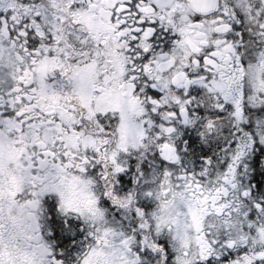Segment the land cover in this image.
Listing matches in <instances>:
<instances>
[{
    "label": "snow or ice",
    "instance_id": "6c2138e0",
    "mask_svg": "<svg viewBox=\"0 0 264 264\" xmlns=\"http://www.w3.org/2000/svg\"><path fill=\"white\" fill-rule=\"evenodd\" d=\"M0 264H264V0H0Z\"/></svg>",
    "mask_w": 264,
    "mask_h": 264
}]
</instances>
